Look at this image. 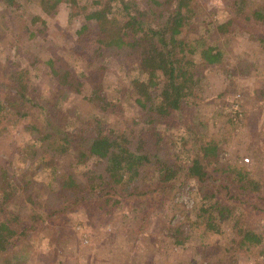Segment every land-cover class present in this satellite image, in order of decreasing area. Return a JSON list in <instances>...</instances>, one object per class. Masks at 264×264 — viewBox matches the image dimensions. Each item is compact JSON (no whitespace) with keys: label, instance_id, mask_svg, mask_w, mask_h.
I'll list each match as a JSON object with an SVG mask.
<instances>
[{"label":"rangeland","instance_id":"1","mask_svg":"<svg viewBox=\"0 0 264 264\" xmlns=\"http://www.w3.org/2000/svg\"><path fill=\"white\" fill-rule=\"evenodd\" d=\"M93 1L77 3L92 10ZM136 1L138 8L145 7L146 0ZM154 1L160 10L167 7L164 0ZM249 1L252 11L264 14V0ZM16 2L18 7L0 2V84L13 81L10 75L24 69L30 79L28 95L39 104L45 103L49 119L61 129H80L85 137L90 124L98 120L104 134L131 133L136 139L141 113L132 82L142 78L137 56L112 48L96 53L98 46L92 34L77 35L81 27L91 29L93 23L86 22L82 15H72L74 11L67 3L47 14L36 0ZM230 4V0H194L195 17L181 37L212 44L215 38L209 34L228 18ZM115 15L120 22L127 21L125 14L116 11ZM243 19H235L228 34L216 43L224 49L226 69H205L195 97L185 101L180 113L173 112L158 125L162 137L157 153L170 163L190 165L193 152L185 130L189 124L200 128L194 132V139H217L222 145L220 156L209 167L214 188H219L217 176L227 183V172L221 170L231 169L240 170L259 190L240 193L231 215L223 219L216 216L213 223L218 233L207 230L194 180L149 213L123 198L117 207L100 203L91 206L87 200L84 208L61 214L54 221L46 220L29 232L12 250L21 255L13 264H215L224 255L221 250L238 238L240 232L233 227L237 219L257 233L264 232V38L260 33L264 31ZM52 59H60L84 81L81 94L57 92L45 65ZM186 59L202 69L198 51L186 54ZM95 85L103 89L109 102L103 112L88 101ZM10 87H0V173L7 172L11 181L21 186L5 207L26 219L23 226L30 223L27 219L34 213L60 207L55 191L65 173H71L81 187L89 174L107 178V173L105 162L95 157L87 155L79 161L77 154L84 145L81 139L68 152L59 154L62 142L36 130L40 127L37 113L43 119L45 112L40 114L28 103L14 101L15 92ZM148 145L151 148L154 143ZM104 182L108 184L107 179ZM2 198L0 188V204ZM218 198L225 204L223 194ZM3 218L0 212V220ZM176 239L182 243H175ZM234 264H264V247L252 246Z\"/></svg>","mask_w":264,"mask_h":264},{"label":"trees","instance_id":"2","mask_svg":"<svg viewBox=\"0 0 264 264\" xmlns=\"http://www.w3.org/2000/svg\"><path fill=\"white\" fill-rule=\"evenodd\" d=\"M36 1L47 14L55 11L61 3H67L74 11L72 15H82L86 22L93 23L91 29L88 26L81 27L77 35L81 38L92 34L98 46L96 53L112 48L137 56L142 78L132 82V91L137 96L135 102L141 113V128L133 140L131 133H122L118 136L104 134L102 123L95 120L88 127L90 131L84 137L80 129L70 132L51 122L45 103L39 104L28 95L30 79L26 70L13 72L10 75L13 81L0 84V87L11 86L15 92L14 101H20L24 105L28 103L31 110L40 114L45 112L43 119L37 113L40 127H36V130L62 142L57 149L59 154L68 152L72 145L81 139L84 145L83 150L77 154L79 161L85 159L87 155L95 157L105 162L107 173V178L89 174L82 187L71 173H65L58 180V190L55 191L60 207L52 211L34 213L27 219L30 223L22 226L26 219L5 207L22 190L21 186L12 182V177L7 172L1 171L0 188L3 198L0 212L4 218L0 220V264H13V260L21 259V255L12 250L21 244L34 228L46 220L54 221L61 217L59 216L61 214L76 208H84L87 200L91 206H98L97 203H100L117 207L123 198L130 203L135 202L139 208L143 207L149 213L150 209L162 206L167 198L171 199L180 193L191 180L196 181L197 194L200 196L199 210L203 213L207 230L218 233L219 229L213 223L216 216L223 219L224 216L231 215L235 210V202L240 201V193L248 191L255 193L259 187L244 177L240 170L224 169L221 172H227V183L217 176L215 179L219 183V188H214L209 167L220 156L222 145L217 139L205 140L204 137L194 139V132L200 131V128L198 130L189 124L185 130L187 144H191L193 152L190 165L170 163L157 153L162 137L158 132V125L167 121L173 112L180 113L185 101L191 96L195 97V88L202 85L200 76L205 69L212 66L226 69L223 63L224 49L216 43L228 34L229 29L236 23L235 19L244 18L243 21L250 24L254 22L258 29L264 31V14L257 10L252 11L249 8L252 4L249 0H230L228 18L209 34V37L215 38L209 45L203 43L204 40L195 43L181 37V34L190 27L192 17H195L194 0H164L163 4L167 7L161 10L158 2L154 0L144 1L143 9L138 8L136 0H94L92 10L84 5L79 6L77 0ZM0 2L8 7H18L16 0ZM114 6L117 9H113ZM116 11L125 14L127 21L120 22L115 15ZM205 25L209 30L210 23ZM260 33L264 38V34ZM196 51L202 59V69H197L193 62L186 59V54ZM60 61L52 59L45 64L56 84L57 92L81 94L84 81L72 72L68 65ZM159 86L161 89L155 94ZM88 101L100 112L109 106L103 89L98 85L91 89ZM150 141L154 143L151 148L148 147ZM104 179H107V185H104ZM222 194L225 204L218 198ZM29 197L30 195L27 196ZM64 198L73 200L62 202L61 199ZM233 227L240 232L238 238L232 239L230 246L221 250L224 255L215 264H234L241 253L247 252L252 246L259 249L264 247V232H255L240 219L235 221ZM179 242L182 243L176 239L175 243Z\"/></svg>","mask_w":264,"mask_h":264}]
</instances>
